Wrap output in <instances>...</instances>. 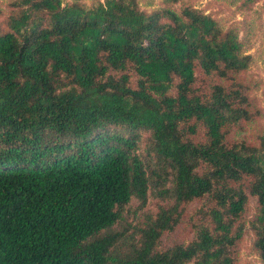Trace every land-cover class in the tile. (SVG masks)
<instances>
[{
	"label": "trees",
	"instance_id": "obj_1",
	"mask_svg": "<svg viewBox=\"0 0 264 264\" xmlns=\"http://www.w3.org/2000/svg\"><path fill=\"white\" fill-rule=\"evenodd\" d=\"M179 0H13L0 28V264H235L248 228L264 264V135L236 76L234 28ZM227 82L228 84H224ZM163 203L129 233L136 200ZM193 239L163 248L184 205Z\"/></svg>",
	"mask_w": 264,
	"mask_h": 264
},
{
	"label": "rangeland",
	"instance_id": "obj_2",
	"mask_svg": "<svg viewBox=\"0 0 264 264\" xmlns=\"http://www.w3.org/2000/svg\"><path fill=\"white\" fill-rule=\"evenodd\" d=\"M13 0H0V28H6L7 18L12 12ZM63 3H71L72 0H61ZM97 1L80 0L86 7L92 6ZM139 7L145 12L163 5V0H138ZM185 6L192 7L209 15L224 29L234 28L238 34L246 54L252 57L250 67L236 76L237 82L242 85L248 98L251 120L243 122L241 126L229 130L228 142L243 141L250 146H258L259 138L264 135V0H179L173 5V9L179 11ZM224 84H228L224 82ZM160 200L149 197L144 208L134 200L126 222L122 224L128 228L129 233L135 225L144 221V216L153 214L162 205ZM203 201H195L184 205L181 222L170 234H165L160 241L163 248L173 244L186 245L193 239L191 220L196 217V211L201 208ZM256 212V201L249 197L243 216L245 230L237 244L235 264H262L256 250L253 247V234L248 228Z\"/></svg>",
	"mask_w": 264,
	"mask_h": 264
}]
</instances>
